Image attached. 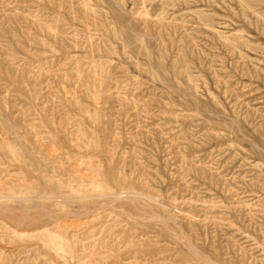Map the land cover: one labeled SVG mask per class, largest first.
<instances>
[{
    "label": "rangeland",
    "instance_id": "1",
    "mask_svg": "<svg viewBox=\"0 0 264 264\" xmlns=\"http://www.w3.org/2000/svg\"><path fill=\"white\" fill-rule=\"evenodd\" d=\"M0 264H264V0H0Z\"/></svg>",
    "mask_w": 264,
    "mask_h": 264
},
{
    "label": "bare ground",
    "instance_id": "2",
    "mask_svg": "<svg viewBox=\"0 0 264 264\" xmlns=\"http://www.w3.org/2000/svg\"><path fill=\"white\" fill-rule=\"evenodd\" d=\"M43 235L45 237L46 240H44L45 243H48L49 245H51L55 251H59L62 252L65 249V242L64 240H62V238H60L59 236L55 235V234H50V233H45L42 232Z\"/></svg>",
    "mask_w": 264,
    "mask_h": 264
}]
</instances>
